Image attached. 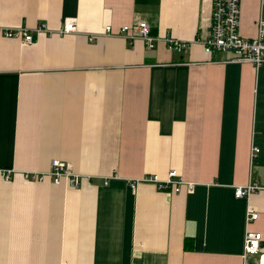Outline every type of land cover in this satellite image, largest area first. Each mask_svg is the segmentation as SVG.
Listing matches in <instances>:
<instances>
[{
    "label": "crops",
    "instance_id": "obj_1",
    "mask_svg": "<svg viewBox=\"0 0 264 264\" xmlns=\"http://www.w3.org/2000/svg\"><path fill=\"white\" fill-rule=\"evenodd\" d=\"M211 10L212 0H0V264H264V61L206 53ZM260 15L264 0H240V33L255 35ZM66 17L76 32L31 43L1 32ZM137 18L153 48L88 40ZM168 35L189 48L168 49ZM53 158L88 182L23 176ZM171 169L192 188L128 183ZM248 181L262 188L236 197ZM248 205L262 239L244 256Z\"/></svg>",
    "mask_w": 264,
    "mask_h": 264
},
{
    "label": "built area",
    "instance_id": "obj_2",
    "mask_svg": "<svg viewBox=\"0 0 264 264\" xmlns=\"http://www.w3.org/2000/svg\"><path fill=\"white\" fill-rule=\"evenodd\" d=\"M240 21V0H212L211 23L209 33L201 38L200 42L206 53L215 51H232L233 56L230 60L238 62H250L258 66L264 61V18L260 15L257 19V31L253 36L242 35L239 31ZM77 24L75 17H66L62 23L55 28L48 26L45 21H39L32 27L19 25L15 27L2 28L1 32L6 37L18 38L24 43L33 42L37 35H65L76 32ZM99 34L123 35L129 40L141 38L147 48H153L157 41L148 22L137 18L133 23L120 25L118 29H113L111 24H106L102 32L91 33L88 40L93 41ZM166 46L172 51H184L189 48L191 41L179 39L168 35ZM259 151V148L252 147L250 155L253 158ZM11 171H4V177L9 178ZM23 176L31 181L43 180L46 177L51 178L55 183L65 182L68 186L79 187L84 181L89 180V176L74 171L70 161L53 158L50 162V168L46 171H23ZM117 174L103 177V184H108L110 178L117 177ZM88 182V181H87ZM152 183L159 190L168 192H179L182 186L192 188L194 182L188 181L179 175L175 169H171L165 176L157 173H145L139 177L128 179L130 187L135 188L138 183ZM262 188L256 181H248L243 185H237L234 188L236 197H248L250 193ZM258 216V211L248 205L245 213V232L243 255L258 253L260 249V240L262 233L250 228L251 222Z\"/></svg>",
    "mask_w": 264,
    "mask_h": 264
}]
</instances>
